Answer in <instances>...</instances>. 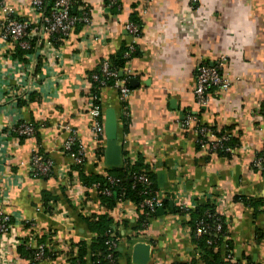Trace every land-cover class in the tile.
I'll use <instances>...</instances> for the list:
<instances>
[{
	"label": "crops",
	"instance_id": "obj_1",
	"mask_svg": "<svg viewBox=\"0 0 264 264\" xmlns=\"http://www.w3.org/2000/svg\"><path fill=\"white\" fill-rule=\"evenodd\" d=\"M0 3L32 27L40 22L32 0ZM72 11L75 15L87 12L91 26H77L63 40V57L56 64L44 56L39 64L41 51L17 57L19 46L0 39V179L12 180L1 206L32 222L31 227L17 229L18 234L34 235L39 242L44 236L42 243L50 255L33 262L17 249V264H70L71 242L93 237L80 216L107 213L98 200V186L90 187L92 199H88L79 175L71 180L69 173L80 164L86 174H107L108 166L104 156L98 159L99 146L93 139L88 81L103 60L131 44L136 53L122 71L132 89L126 102L128 114L114 86L101 89V102L117 113L124 154L132 160L144 157L158 174L159 190L169 194V204L162 205L161 212L157 209L148 225L139 223L144 208L112 213L122 252L116 263L134 264L131 256L137 242L151 245L148 264L190 262L195 256L186 229L190 213H179L177 201L183 198L194 210L200 202L214 204L223 197V204L215 206V214L226 219L223 260L230 254L233 264H264V168L253 165L264 152V119L258 117H264V0H120L116 6L105 0H75ZM134 16L141 21L136 38L127 30ZM4 17L0 8V25ZM223 56L227 58L223 73L231 87L213 92L207 105H200L194 93L197 68ZM14 60L25 65V72L16 68ZM18 78L24 82L21 86ZM19 98L30 99L19 105ZM187 113L200 124L227 133L239 145L229 155L202 147L197 122L182 126ZM18 116L37 126L34 137L8 134ZM72 130L79 141L76 148L83 153L80 163L64 149ZM36 149L53 162L47 177H35L30 167ZM45 194L54 197L50 201L58 206L54 213L44 206ZM237 196L259 203L258 207L239 202ZM26 248L34 251V247Z\"/></svg>",
	"mask_w": 264,
	"mask_h": 264
},
{
	"label": "built area",
	"instance_id": "obj_2",
	"mask_svg": "<svg viewBox=\"0 0 264 264\" xmlns=\"http://www.w3.org/2000/svg\"><path fill=\"white\" fill-rule=\"evenodd\" d=\"M74 2L75 0H53L52 3H49L47 0H32V6L35 12L41 17L36 27H32V25L25 20L15 18L13 16V10L8 5L0 3V8L5 14L0 25V39L3 42H13L24 50L34 48L35 52L41 51L40 54H42V56L48 58V61L51 63L56 64L63 57L62 49L60 48L63 40L76 29L79 23L91 26V17L87 12L81 15L72 13ZM119 2L120 0H110V5H116ZM47 4L53 5V10L49 13L45 11ZM127 30L133 38L138 37L140 34V26L134 22H129L127 24ZM45 36L48 37L47 40L44 39ZM133 43L135 42L133 41ZM46 49L47 53H45ZM130 50H135L133 44L130 45ZM226 60L227 58L223 56L214 64L202 63L198 66L194 93L200 105H207L213 92L217 94L219 91H227L231 87V80L223 73L222 68ZM14 61L18 64L16 68H23L25 72V65L19 60ZM124 70L122 71L125 73L126 70ZM90 79L97 82L101 89L106 87L109 82L113 81L112 86L119 91L121 103H126L131 95L132 89L127 84L128 77H123L118 74L117 70L112 68L109 60H103L98 72H93ZM19 80L20 78H18L16 83L18 86H21L20 83L23 84L24 82ZM88 82L90 83V81ZM11 92H13V95L16 93L15 87L12 88ZM17 96L18 95H15L13 98L15 99L14 102L16 107L18 105L16 101ZM95 99V96L91 95L89 97L88 112L90 114L94 142L97 146L103 147L102 145L106 141L103 109L99 104L95 103ZM124 113L128 114L127 104L124 105ZM258 117L262 120L264 119L262 114H259ZM193 121L197 122L195 131L198 134L199 144L202 147H207L210 150H217L224 142L230 140L227 133H218L212 127L200 124L198 118L191 113L185 114L182 126L187 128ZM72 131V135L64 144V149L68 155H71L76 162L80 163L83 160V153L80 147L78 149L76 148L79 141L75 135L76 132L74 130ZM10 133H14L16 136H21L23 138H32L36 135L37 128L31 123L23 121L22 116H18L8 127V134ZM225 150L231 153L235 148L226 147ZM99 160L101 159L99 158ZM132 161H135V159ZM253 165L259 169L264 168V152L254 160ZM30 167L34 176L39 178L52 172L53 162L36 149L31 156ZM109 180L113 181V178L110 177ZM139 180L146 185L151 183L146 174L139 176ZM10 182L12 183V180L0 179V264H17L14 253L20 246L34 247L33 262L49 259L50 255L45 244L39 242L36 236L30 235L25 237L17 232L19 228H24L29 225L31 227L32 222L26 220L20 213L6 212L1 206L6 202ZM106 193L109 194L108 191H106ZM167 195L169 194L159 190L153 195L145 198L140 204L131 200L122 199L118 202V207L116 209L107 210V212L112 215L114 212L126 213L130 209H136L138 211L143 208L149 209L150 212H155L158 208L162 207ZM223 202V197H218L214 204L215 206H219V203L223 204ZM57 208L58 206L55 205V203H50L48 213H54ZM177 208L180 211L188 213L191 209L183 198L177 201ZM148 224L149 222H146L145 225ZM186 229L191 234V229L189 227ZM221 230V223L217 224L214 231H211L204 221H199L197 222L195 235L202 236L203 234H209L211 236H218ZM111 237H113V239L110 240L109 244L113 247L119 246L121 242L120 238L114 233L111 234ZM213 241L214 238L208 239L209 244H212ZM194 255L197 258L201 257V254L196 250ZM108 257H112V255H108ZM225 261L226 264H233L234 259L228 254L225 255Z\"/></svg>",
	"mask_w": 264,
	"mask_h": 264
},
{
	"label": "trees",
	"instance_id": "obj_3",
	"mask_svg": "<svg viewBox=\"0 0 264 264\" xmlns=\"http://www.w3.org/2000/svg\"><path fill=\"white\" fill-rule=\"evenodd\" d=\"M47 1H49V3L53 2V0ZM105 1L110 3V0ZM52 10L53 5L47 4L45 11L49 13ZM132 21L141 26L139 17H132ZM77 26H83V23H79ZM17 48L18 49H16L15 52H18L19 55L15 56L21 58L24 54H31L32 52H35L34 48L30 50H24L21 47ZM135 53V51L132 52L130 50V46L124 45L115 55H112L108 60L110 61L112 68L117 70L118 74H120V72L125 68L126 61ZM42 59L43 56L39 55V64L42 63ZM98 69L99 68H97L94 72H98ZM92 74H90L89 76L90 90L88 96L90 97L92 95L96 97L95 103L99 104L102 107L104 119L105 110L107 108L102 106L100 95L101 88L99 87V84L90 79ZM112 85L113 81L109 82L107 86ZM29 99L30 98H19V105L27 104V101ZM121 104L122 106L126 105V103L124 102ZM262 113L264 114V108L262 110ZM122 117L124 118L123 115ZM125 121L124 123H126ZM17 137L20 139L23 138L21 136ZM238 145L239 143H237L235 139H231L224 142V144H222L216 151L220 155H229L230 152L226 151L225 148H235ZM97 155L98 159H102L104 156V148L99 147L97 150ZM124 155L125 156L123 164L118 168L107 167L106 175L95 173L86 174L83 169H80L81 165L76 164L73 166L69 173L70 179L72 180L75 174H77V176L79 175V177L81 178L80 180H82V183L86 186V197L88 199H92V197L90 196L91 192H89L91 190L90 187L98 186V200L100 204L103 205L108 211L116 209L118 202H120V200L122 199L131 200L137 204H140L145 198L159 191L160 185L158 181V174L153 172V169L147 162H145L144 157H142L141 155H137L135 161H132L129 157H126V154ZM50 174L43 177H47ZM142 174H146L149 177L151 181L150 184L146 185L139 180V176H141ZM110 177L113 178V181L109 180ZM106 191H108L109 194L106 193ZM52 198L54 197L47 194L44 195V206L46 207V210H49V204ZM236 200L255 208L258 207L257 205L259 204L253 203L249 198L247 199V197L245 196H237ZM168 204L169 200L165 199L163 207L167 208ZM145 211V214H143L139 219L140 224H146V222L148 223L151 217L156 215V211L150 212L149 209H145ZM177 211L179 213H185L178 209ZM215 212V205L210 202H200L197 208H195L194 210H189L190 220L188 221V224L189 228L191 229L190 232L192 241L195 245V250L201 254V257L197 258L196 256H194L190 262L177 264H226V262L223 260L224 253L221 249L223 236L226 235V219L224 217L222 218L216 215ZM80 218L85 224L87 231L93 233V237L89 241L81 240L77 242H71L72 250L70 251V253L72 257L70 264H89V259L91 261V264H117V258L122 255V252L120 251L119 246L113 247L111 246V244H109L110 240L113 239V237H111V234L114 233L117 236V230L115 229L114 225V218L111 216V214L109 212L98 214L92 213L89 216L82 214ZM199 221H204L211 229V231H214V228L217 226V224L221 223L222 230L218 236H211L209 234L196 236L195 230L197 227V222ZM209 238H214L212 244L208 243ZM40 241L44 242L45 237L41 236ZM26 247L27 246L18 247V253L26 259L33 258L34 251ZM110 254L112 255V257H108V255Z\"/></svg>",
	"mask_w": 264,
	"mask_h": 264
},
{
	"label": "water",
	"instance_id": "obj_4",
	"mask_svg": "<svg viewBox=\"0 0 264 264\" xmlns=\"http://www.w3.org/2000/svg\"><path fill=\"white\" fill-rule=\"evenodd\" d=\"M122 72L120 75L122 76ZM133 81L131 80V84ZM105 148L104 163L110 168H118L124 161V146L118 134V116L114 108H107L104 114ZM163 179V175H161ZM162 207L158 208L161 212ZM132 262L134 264H148L151 257V245L145 242H137L132 249Z\"/></svg>",
	"mask_w": 264,
	"mask_h": 264
}]
</instances>
